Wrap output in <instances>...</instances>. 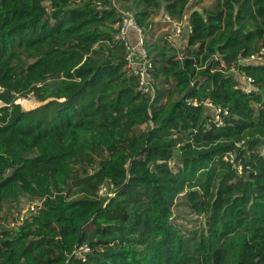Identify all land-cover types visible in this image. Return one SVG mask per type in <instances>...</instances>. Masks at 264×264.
<instances>
[{
    "label": "trees",
    "instance_id": "16d2710c",
    "mask_svg": "<svg viewBox=\"0 0 264 264\" xmlns=\"http://www.w3.org/2000/svg\"><path fill=\"white\" fill-rule=\"evenodd\" d=\"M204 1L118 0L171 85L152 101L126 66L112 0H0V204L44 198L0 226V264H264V64L239 63L264 46V0ZM159 12L192 26L183 55L155 37ZM30 93L43 102L26 110L16 100ZM194 98L229 108L226 124L210 128ZM179 197L204 218L191 235L172 220Z\"/></svg>",
    "mask_w": 264,
    "mask_h": 264
},
{
    "label": "built area",
    "instance_id": "2783aa9c",
    "mask_svg": "<svg viewBox=\"0 0 264 264\" xmlns=\"http://www.w3.org/2000/svg\"><path fill=\"white\" fill-rule=\"evenodd\" d=\"M115 7L116 0H112ZM98 4H101L98 2ZM122 16L121 20L116 24L118 29V40L123 44L125 49V61L126 66L133 73L139 82V89L143 94L151 97L153 101L157 95V80L154 76V63L150 54L146 51L145 44V30L143 26L138 22L134 12L131 10L123 11L121 10ZM164 19L168 23L169 36L168 40L172 43L180 39L185 32L190 33L192 31V26L188 20H177L171 18L168 14H164ZM134 29L138 35L136 43L130 40L129 32ZM240 64H264V46L260 47L259 51L245 57H241L239 60ZM236 71V68H232ZM239 85L238 87L246 92H251L254 89V79L248 76L246 73H239ZM189 103L194 106L204 105L211 111V118L209 122V127L212 125L223 126L226 124V118L229 116V108H225L220 104L214 103L211 99H206L200 101L197 98L190 99ZM226 160H233L234 154L229 153L224 157ZM241 169V167H240ZM98 195L105 198V203L109 201L111 197L116 195V189L114 183L109 179L102 183L98 190ZM44 198H35L29 201V203L24 208H14L11 209L12 218L11 219H1L0 226L7 228H16L24 224L27 219H31L33 216L38 215L43 208ZM91 251V248L87 245L78 247L75 250L77 255L86 259V254Z\"/></svg>",
    "mask_w": 264,
    "mask_h": 264
},
{
    "label": "rangeland",
    "instance_id": "374dc122",
    "mask_svg": "<svg viewBox=\"0 0 264 264\" xmlns=\"http://www.w3.org/2000/svg\"><path fill=\"white\" fill-rule=\"evenodd\" d=\"M218 1L219 0H205L204 6L207 7L208 9H214L217 6ZM116 5L119 11L122 10L123 12V11L131 10L133 12L132 9L123 8L122 4L118 2V0H116ZM193 8H194V5L191 4L187 12V18H188V13ZM157 15L158 17H160L162 15V12H159ZM162 17H164V14L162 15ZM187 18L186 20H188ZM187 35L188 33L185 32V34L183 35L184 37L181 36L180 39L176 41L177 42L176 47L178 48L179 53L181 55H183L186 52L185 48L187 45ZM157 85L161 87L164 86L166 88V94L170 92V89H171L170 84L162 83L161 80L160 81L157 80ZM21 98H19L21 99L19 102L21 103L23 108L26 110H30L35 107H38L39 105H41V102H43V101H39L35 93H30L28 97L26 98L21 97ZM26 100H29L32 103L29 107L24 106ZM4 105L5 103L0 99V107ZM147 127H148V124L142 125L140 127V130H144ZM261 152L264 155V145L261 147ZM178 162H179L178 158L176 159V161H172L171 162L172 168L176 169L178 167V164H177ZM30 200L32 199L29 196L21 194L15 200L11 202H5L3 204H0V218L1 219L6 218L7 220L11 219L12 218L11 209L14 208V206H16L17 208L18 207L24 208L29 203ZM172 220L175 224H177L180 227L183 233L189 234V235H191V231H193L194 229L201 228L204 224V218L201 215H198L194 211H192V209L184 201L183 197H179L177 199V203L174 206V216Z\"/></svg>",
    "mask_w": 264,
    "mask_h": 264
},
{
    "label": "crops",
    "instance_id": "0c3cea01",
    "mask_svg": "<svg viewBox=\"0 0 264 264\" xmlns=\"http://www.w3.org/2000/svg\"><path fill=\"white\" fill-rule=\"evenodd\" d=\"M165 14L164 12H162V15ZM162 15L160 17H158V15H156L155 17V21H154V25L156 27V36L157 37L159 34L160 35H167L169 33L168 30V23L167 21L164 19V17H162ZM185 34V33H184ZM129 36H130V40L133 43H136L137 39H138V35L136 33V31L134 29H131L129 32ZM184 37V36H183ZM176 41H174V46H176ZM181 55V54H180Z\"/></svg>",
    "mask_w": 264,
    "mask_h": 264
},
{
    "label": "bare ground",
    "instance_id": "6f19581e",
    "mask_svg": "<svg viewBox=\"0 0 264 264\" xmlns=\"http://www.w3.org/2000/svg\"><path fill=\"white\" fill-rule=\"evenodd\" d=\"M31 104H32V103H31L29 100H26L24 106H25V107H29Z\"/></svg>",
    "mask_w": 264,
    "mask_h": 264
},
{
    "label": "water",
    "instance_id": "95a60500",
    "mask_svg": "<svg viewBox=\"0 0 264 264\" xmlns=\"http://www.w3.org/2000/svg\"><path fill=\"white\" fill-rule=\"evenodd\" d=\"M16 103H20V102L16 100ZM20 104H21V103H20Z\"/></svg>",
    "mask_w": 264,
    "mask_h": 264
}]
</instances>
